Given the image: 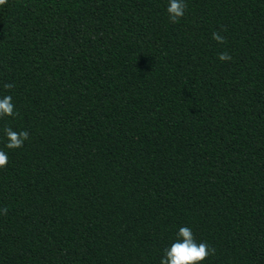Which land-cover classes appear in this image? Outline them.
Here are the masks:
<instances>
[{"label":"trees","instance_id":"obj_1","mask_svg":"<svg viewBox=\"0 0 264 264\" xmlns=\"http://www.w3.org/2000/svg\"><path fill=\"white\" fill-rule=\"evenodd\" d=\"M185 2L0 6V264H160L182 226L264 264V0Z\"/></svg>","mask_w":264,"mask_h":264},{"label":"clouds","instance_id":"obj_2","mask_svg":"<svg viewBox=\"0 0 264 264\" xmlns=\"http://www.w3.org/2000/svg\"><path fill=\"white\" fill-rule=\"evenodd\" d=\"M7 3V0H0V6ZM187 8L185 0H169L167 13L171 23H178L184 16ZM212 39L218 44H225L226 38L216 31L212 33ZM218 59L221 62L231 61L232 57L225 51L218 54ZM12 84H5V89H11ZM18 113L15 110V105L12 102L10 95H5L0 98V118L15 117ZM4 133L7 138L6 148L15 150L22 148L25 141L29 140V132L21 130L14 131L11 127H5ZM8 164V156L5 151L0 150V169L6 168ZM4 214L7 209L0 210ZM215 248L211 247L206 241L197 242L193 231L188 226L179 228L175 241L164 249V254L160 264H203L209 256L215 254Z\"/></svg>","mask_w":264,"mask_h":264}]
</instances>
